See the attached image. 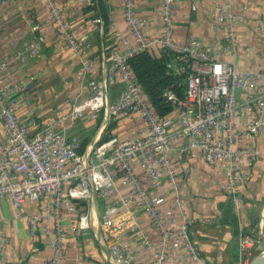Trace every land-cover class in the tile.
Returning a JSON list of instances; mask_svg holds the SVG:
<instances>
[{"label": "built area", "instance_id": "1", "mask_svg": "<svg viewBox=\"0 0 264 264\" xmlns=\"http://www.w3.org/2000/svg\"><path fill=\"white\" fill-rule=\"evenodd\" d=\"M83 1L92 4L98 0ZM142 1L145 0H124L128 35L120 36L110 49V74L92 87L87 98L74 101L70 113L60 112L55 122L40 124L33 111L22 119L19 109L34 101L28 94L36 86V79L10 77L14 62L19 70H24L37 58L44 37L34 35L14 58L0 61V202L11 204L19 216L26 203H45L43 211H35L25 216V220L32 238L36 239L40 233L52 238L53 254L46 264H62L68 237L77 230L92 229L94 209L98 211V232L110 258L115 264H132L135 257L126 236L128 222L132 224L131 230L136 225L135 215L131 213L133 207L141 209L160 234L154 264L178 259L190 264H208L190 238L188 223L175 220L176 212L183 210L180 196L183 180L177 165L186 156H199L210 166L224 167L227 179L223 189L235 194L247 179L243 160L252 164L260 154L254 147H236L241 138L236 120L244 118L246 134L258 135L264 128V68L241 70L216 57L220 36L226 42L221 46L223 53L236 50L240 16L233 6L235 0H225L217 7L213 47L199 40L185 45L178 43L177 0H157L162 34H147L146 20L137 15V4ZM42 2L59 36L69 41L74 50L87 52L89 44L80 45L73 39L65 9L56 0ZM257 32L264 38V22H259ZM162 49L180 53L182 61H191L186 98L179 100L173 93H166L178 110L177 122L158 115L128 65L139 53ZM89 70L90 64L83 62V79ZM179 72L183 73L184 69ZM119 81L121 90L111 100L110 88ZM87 112L94 118L101 113L111 118L140 116L148 133L125 139L111 137L87 150L81 137L70 131ZM67 119L71 120L69 126L63 125ZM174 143L182 144L177 163L171 158ZM189 173L190 169H185L184 177ZM167 189L174 199L163 213L162 191ZM66 214L76 217V225L68 230L62 226ZM9 243L8 234L0 228V264H7L5 249ZM143 245L152 248L151 243ZM252 245L251 237L240 238V264H251Z\"/></svg>", "mask_w": 264, "mask_h": 264}, {"label": "crops", "instance_id": "2", "mask_svg": "<svg viewBox=\"0 0 264 264\" xmlns=\"http://www.w3.org/2000/svg\"><path fill=\"white\" fill-rule=\"evenodd\" d=\"M65 9L70 31L77 44H89L87 52H79L71 43L59 36L58 29L49 22V15L42 0H0V61L14 58L23 51L25 44L34 35H42L45 43L41 52L24 70L17 62L13 63L11 78L34 77L36 86L28 96L31 104L21 105L19 115L26 119L33 111L40 124L55 122L60 112H71L70 105L76 100L87 98L92 87L111 72L110 49L120 36L128 35L125 19L124 0H98L86 4L83 0H56ZM225 0H177L175 4V37L179 44L199 40L205 46L213 47L215 33L213 24L217 7ZM193 6L196 10H193ZM234 9L239 13L238 44L235 52L223 53L224 36L216 46V57L237 66L241 70L260 71L264 68V38L257 32L259 22H264V0H235ZM103 8V9H102ZM137 15L146 20V32L151 36L162 34L161 8L157 0H145L137 4ZM83 62L90 64V70L83 75ZM23 75V76H19ZM122 83L119 81L110 88L111 100L117 98ZM170 117L178 120V110ZM67 119L63 125L69 126ZM111 137L125 139L148 133L145 121L140 116L106 117L103 113L94 118L90 112L77 120L70 130L87 142L85 149L101 143L109 126ZM237 129L241 138L236 147L250 146L259 149L260 154L252 163L243 160V173L247 179L237 193L223 189L227 179L224 167L210 166L199 156H186L177 165L183 180L180 196L183 210L177 211V223L186 221L189 234L200 256L208 264H240L239 242L242 236L261 240L264 228V128L258 135L243 132L245 120L238 117ZM244 133V134H242ZM220 134V137H223ZM2 130L0 129V139ZM181 143H174L171 158L177 163V153ZM190 169L184 177V170ZM165 213L173 202V195L163 190ZM45 203L28 202L19 216L14 207L0 202V228L9 236L10 243L5 249L7 264H46L53 254L52 238L40 235L31 237L25 216L43 211ZM93 210V209H92ZM91 210V211H92ZM90 211V208H88ZM136 225L128 222L126 243L135 259L132 264H154L160 234L150 218L141 209L133 207ZM92 214V229L77 230L67 240L66 254L62 264H115L98 232V211ZM76 218V217H75ZM66 214L62 226L67 230L76 225V219ZM131 230V231H130ZM144 242L151 243L146 248ZM167 264H190L180 259Z\"/></svg>", "mask_w": 264, "mask_h": 264}, {"label": "trees", "instance_id": "3", "mask_svg": "<svg viewBox=\"0 0 264 264\" xmlns=\"http://www.w3.org/2000/svg\"><path fill=\"white\" fill-rule=\"evenodd\" d=\"M102 5V0H101ZM103 9V8H102ZM181 54L169 49L139 53L132 57L129 68L160 117H170L174 110L173 104L166 96L173 93L179 100H184L187 94V80L191 73V61H182ZM183 68L184 72H179ZM109 126L102 142L111 138ZM86 141L83 146L86 148Z\"/></svg>", "mask_w": 264, "mask_h": 264}, {"label": "rangeland", "instance_id": "4", "mask_svg": "<svg viewBox=\"0 0 264 264\" xmlns=\"http://www.w3.org/2000/svg\"><path fill=\"white\" fill-rule=\"evenodd\" d=\"M86 142H88V140H86ZM101 143H102V141H101ZM86 146H87V143H86ZM262 231H263V235H264V228ZM257 239H255V240L252 239L253 245H252V248L250 250L251 260H253L257 256L264 253V236L261 237L260 241Z\"/></svg>", "mask_w": 264, "mask_h": 264}, {"label": "water", "instance_id": "5", "mask_svg": "<svg viewBox=\"0 0 264 264\" xmlns=\"http://www.w3.org/2000/svg\"><path fill=\"white\" fill-rule=\"evenodd\" d=\"M251 264H264V253L254 258Z\"/></svg>", "mask_w": 264, "mask_h": 264}]
</instances>
